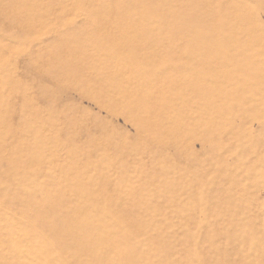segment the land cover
Returning <instances> with one entry per match:
<instances>
[{
  "label": "rangeland",
  "instance_id": "1",
  "mask_svg": "<svg viewBox=\"0 0 264 264\" xmlns=\"http://www.w3.org/2000/svg\"><path fill=\"white\" fill-rule=\"evenodd\" d=\"M0 264H264V0H0Z\"/></svg>",
  "mask_w": 264,
  "mask_h": 264
}]
</instances>
